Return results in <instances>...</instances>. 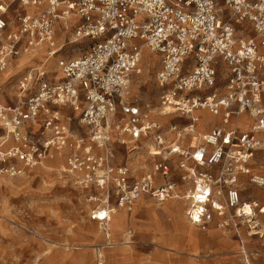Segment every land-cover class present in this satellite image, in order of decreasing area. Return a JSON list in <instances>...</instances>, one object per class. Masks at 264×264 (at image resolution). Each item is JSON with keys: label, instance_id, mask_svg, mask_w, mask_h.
<instances>
[{"label": "built area", "instance_id": "1", "mask_svg": "<svg viewBox=\"0 0 264 264\" xmlns=\"http://www.w3.org/2000/svg\"><path fill=\"white\" fill-rule=\"evenodd\" d=\"M61 38L89 45L62 54ZM40 48L54 72L30 69L17 101L0 103V178L56 162L105 231L144 196H184L201 230L264 214L240 189H264V0H0V72ZM146 51L159 63L155 112L131 94Z\"/></svg>", "mask_w": 264, "mask_h": 264}, {"label": "rangeland", "instance_id": "2", "mask_svg": "<svg viewBox=\"0 0 264 264\" xmlns=\"http://www.w3.org/2000/svg\"><path fill=\"white\" fill-rule=\"evenodd\" d=\"M87 45L58 39L66 55H79ZM145 54L143 73L133 83L131 94L144 110L155 112L159 63L150 52ZM56 61L57 57H46L45 48L14 61L0 72V103L17 101L19 82L30 69L43 66L54 72ZM197 141L194 138L192 143ZM119 146L118 159L126 161ZM254 167L256 172L264 171ZM247 183L240 185L243 200L256 197L264 201V189ZM188 187L180 186L183 195ZM87 193L53 161L21 177L0 178V264H264V214L256 222L242 219L237 228L220 227L216 219L209 230L202 231L188 220L184 198H146L128 215L125 225L120 224V216L126 215L114 211L110 225L114 240L109 242L98 223L90 219L93 206ZM174 207L179 208L176 215Z\"/></svg>", "mask_w": 264, "mask_h": 264}, {"label": "crops", "instance_id": "3", "mask_svg": "<svg viewBox=\"0 0 264 264\" xmlns=\"http://www.w3.org/2000/svg\"><path fill=\"white\" fill-rule=\"evenodd\" d=\"M175 120H176L177 123L182 124V125L185 124V123H187L186 118L178 117V118H175ZM177 120H178V121H177ZM212 120L214 121V119H212ZM47 162H49V161H47ZM45 163H46V162H45ZM54 163H56V162H54ZM41 166H42V165H41ZM133 167H135L136 169H138L140 172H145V171H147V170L150 169V168H149V169H146L147 166H133ZM149 167H150V166H149ZM263 196H264V193H263ZM260 197H262V196H260ZM146 198H150V197L144 196V197H142L140 200H144V199H146ZM262 198H264V197H262ZM140 200L137 201L136 206L134 207L133 211H131V212H130V211H127L126 209H121V208L119 209L120 211H122V212L126 215V222H128V219H129L128 215L131 214V213H133V212L135 211V209H136L138 203L140 202ZM90 203H91L92 206H93L92 209H91V211H90V219H91L92 221H95V222L98 223V226H99V229H100V232L102 233V235H103V236H104L109 242H112V241L114 240L113 237H112V230H111V227H110L112 221L110 220L108 230L105 231V230L102 228L100 222H98L97 220H94V219L91 218L92 210H93V208L95 207V204L92 203V202H90ZM111 216H112V214H111ZM126 222H125V224H126ZM125 224H124V225H125ZM211 225H212V224H211ZM211 225H210V226H211ZM210 226H209V228H208L207 230L210 229ZM207 230H202V231H207Z\"/></svg>", "mask_w": 264, "mask_h": 264}, {"label": "bare ground", "instance_id": "4", "mask_svg": "<svg viewBox=\"0 0 264 264\" xmlns=\"http://www.w3.org/2000/svg\"><path fill=\"white\" fill-rule=\"evenodd\" d=\"M146 55V54H145ZM151 57V56H150ZM22 65V62L21 63H19L18 64V66L17 67H20ZM189 189V188H188ZM185 195V194H184ZM181 198H184V196H182ZM168 200V199H167ZM146 204H148L147 202H144V205H146ZM178 210H179V208H177V207H174V208H172V211L175 213V215L176 214H178ZM247 212H249V209H247ZM121 217V222H120V224L121 225H123L124 224V222H125V220H126V218L123 216V215H121L120 216ZM264 224V223H263ZM257 225H254V226H252L253 228L254 227H256ZM256 233H259V231H253V232H251V234H256Z\"/></svg>", "mask_w": 264, "mask_h": 264}]
</instances>
